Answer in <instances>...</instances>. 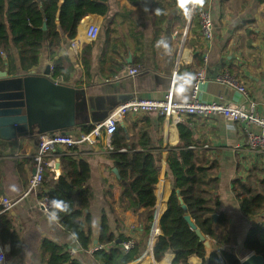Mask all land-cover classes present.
Returning <instances> with one entry per match:
<instances>
[{"label": "crops", "instance_id": "1", "mask_svg": "<svg viewBox=\"0 0 264 264\" xmlns=\"http://www.w3.org/2000/svg\"><path fill=\"white\" fill-rule=\"evenodd\" d=\"M107 4L109 12L106 16L89 15L81 21L80 30L92 23L101 27L96 41L85 43L77 54L70 47L71 42L65 41L60 55L70 59L74 70L68 79L56 80L86 89L93 99L108 102V98L126 97L120 107L141 99L163 101L169 92L173 93L175 101L189 102L192 84L188 78L203 70L207 80L198 93L200 102L243 104V94L217 81L219 76L227 73L247 89L258 113L264 116V3L257 0H203L201 3L200 0L199 6L207 9L213 19L214 35L210 40L203 37L199 18L193 19L194 12L189 8L188 0H145L138 6L127 0H108ZM16 64L17 70L20 69L18 61ZM48 65L53 66V61L46 47L36 67L37 72L42 73ZM132 67H140L141 74L130 77L128 69ZM184 123L193 130L195 140L205 145L217 162L218 212L228 216L227 230L232 243L215 245L211 240L213 247L221 248V262L225 250H233L241 261L249 255L243 251V244L254 222L242 213L233 182L238 179L246 182L254 167H258L259 177L264 179V155L249 151L245 137L248 130L258 132L259 129L227 121L222 115L191 116L184 119ZM88 127L93 126L75 127L66 134L77 137ZM118 127L125 130L127 143L136 146V151L142 150L141 138L147 135L150 138L153 155L160 167L156 211L161 217L167 210L174 185L167 159L170 149L180 142L178 126L156 114H129ZM38 139L35 136L0 141V198L19 199L8 215L24 244L23 258L9 262L46 264L41 244L48 239L69 252L75 250L71 256L82 264H99L93 254L79 247L57 219L39 209L36 195L25 196L34 173L33 157L38 150ZM76 148L77 151L57 149L50 157L54 169L47 175L49 181H54L64 173L63 156L88 162L93 199L87 212L92 220L93 246L97 245L94 241H98L105 215L115 236L123 234L141 246L143 255L132 264H154L153 258L155 264H172L175 253L171 250L160 262L153 255V245L161 230L159 228L154 239L151 232L147 242L146 210L135 213L121 207L124 184L113 172L116 167L106 139L93 146L82 144ZM259 220L264 221V214ZM187 264L204 262L193 255Z\"/></svg>", "mask_w": 264, "mask_h": 264}, {"label": "trees", "instance_id": "2", "mask_svg": "<svg viewBox=\"0 0 264 264\" xmlns=\"http://www.w3.org/2000/svg\"><path fill=\"white\" fill-rule=\"evenodd\" d=\"M107 1L0 0V70L8 67L10 74H14L18 61L21 69L31 71L39 65L42 51L48 47L53 61V78L68 79L74 67L67 56L60 55L63 45L65 41L74 39L83 18L93 14L106 16L109 12ZM127 1L138 6L145 0ZM257 1L264 3V0ZM59 9L61 16L58 22L56 17ZM199 13L200 9H195L194 20L199 18ZM44 23L47 24L45 31L42 29ZM177 126L180 142L170 149L167 159L174 185L167 201V210L159 220L161 234L154 242L153 255L160 262L171 250L175 253L172 264H187L193 255L204 260L205 247L185 220L177 190H180L191 219L205 237L213 240L215 245L231 244L232 238L227 230L228 216L218 212L217 162L212 159L211 151L195 140L193 130L187 124L182 122ZM92 129L88 127L85 133ZM124 131L123 128H117L110 146L111 157L124 184L121 207L135 213L146 210L148 242L155 220L160 167L153 155L148 135L141 138L142 150L136 151V146L127 143ZM62 162L64 173L57 180L49 181L47 173L50 171H46L40 197H49L56 206L59 225L74 237L81 249L89 250L93 247L92 220L87 212L93 199V190L89 186L90 166L84 159L69 155L63 156ZM257 168L251 170L246 182L241 179L234 181L233 191L244 216L254 222L243 244V251L264 257V221H257L264 214V179H260ZM214 214H218L216 225ZM0 240L9 247L7 259L10 262L23 258L22 236L16 231L8 213L0 214ZM118 240H121L120 244ZM129 240L132 239L123 234L115 236L104 215L97 245L105 248L94 252V259L99 264H132L141 258L143 250L135 241L134 248L127 253L122 244ZM143 247L145 250L146 245L143 244ZM41 251L46 264H82L72 258L67 248L48 239L43 240ZM222 256L223 262L215 253L211 254L208 264H240L233 250L223 251Z\"/></svg>", "mask_w": 264, "mask_h": 264}, {"label": "built area", "instance_id": "3", "mask_svg": "<svg viewBox=\"0 0 264 264\" xmlns=\"http://www.w3.org/2000/svg\"><path fill=\"white\" fill-rule=\"evenodd\" d=\"M200 0H191L190 6L192 11L200 9L199 18L202 35L206 40H210L214 35L213 19L210 12L199 6ZM95 15V14H93ZM89 16V15H88ZM100 16V15H96ZM84 19V18H83ZM82 19V20H83ZM81 20V21H82ZM77 27V33L71 41L70 47L77 54L79 49L83 48L85 43L96 41L101 32V27L98 24H89L85 30H80V25ZM264 54V44H263ZM53 71V66H50ZM140 67H132L128 69L130 77H136L141 74ZM189 81L192 84L191 100L189 102H177L173 99V93L169 92L166 99L163 101H155L150 99L135 100L130 103L124 104L115 109L109 118L101 124L93 126V129L88 133H83L77 137L72 135H63L61 133L45 134L39 137L38 150L33 157L34 173L32 174L25 196L34 194L37 195L41 192L45 173L47 170L53 171L54 161L50 158L57 149L70 150L79 147L82 144L96 145L99 140L105 138L108 149H111V138L117 131L118 126L124 121L129 114H149L153 113L157 116L164 117L171 120L172 123L178 125L184 122V119L191 116L207 117L212 115H222L227 121L244 123L247 126H255L259 129L258 132L247 131L246 145L254 154L264 155V116L260 115L257 111L256 105L250 100L247 89L239 84L231 75L224 73L217 78V81L225 84L231 89L238 90L243 94L245 102L243 104H219L211 103L206 104L198 100V93L201 85L207 80L205 72L200 70L189 76ZM19 199L0 198V214L11 211L18 203ZM39 209L51 217L56 218L55 204L44 196L37 200ZM159 220L160 215L156 211L155 220L152 227V239L159 233ZM135 245V240H129L122 244L123 249L128 253ZM105 247L96 245L89 250L93 254L98 250ZM151 254H152V249ZM8 247L3 245L0 241V264H9L7 259ZM75 250H71L70 254L74 255ZM153 262L155 264L154 258Z\"/></svg>", "mask_w": 264, "mask_h": 264}, {"label": "water", "instance_id": "4", "mask_svg": "<svg viewBox=\"0 0 264 264\" xmlns=\"http://www.w3.org/2000/svg\"><path fill=\"white\" fill-rule=\"evenodd\" d=\"M60 16L61 9L56 17L58 22ZM42 29L47 30L46 23ZM125 98L112 97L108 98V102L93 99L86 89L54 79L50 65L42 73H38L36 68L28 72L20 68L13 75L6 67L0 70V141L10 142L56 132L66 135L69 129L75 127L101 124ZM113 172L120 179L118 170L114 169ZM177 195L185 212V220L205 247L204 264H208L213 253L220 258L221 248L215 249L213 242L195 225L181 199L180 190H177ZM213 219L216 225L218 214H214ZM117 243L120 244L121 240ZM94 244H98V241L95 240ZM240 264H264V257L250 253Z\"/></svg>", "mask_w": 264, "mask_h": 264}, {"label": "bare ground", "instance_id": "5", "mask_svg": "<svg viewBox=\"0 0 264 264\" xmlns=\"http://www.w3.org/2000/svg\"><path fill=\"white\" fill-rule=\"evenodd\" d=\"M28 185H29V182H28ZM27 188H28V186H27ZM27 188H26V190H27ZM42 190H43V186H42L41 192L38 194V196L36 195V196H37V199L42 198V197H40V194L42 193ZM25 192H26V191H25ZM45 196H46V195H45ZM43 197H44V196H43ZM47 197H48V196H47ZM1 198H3V197H1ZM5 198H9V197H5ZM14 199H18V198H14ZM0 211H1V208H0ZM9 212H10V211H9ZM9 212H6V213H9ZM1 214H2V213H1ZM0 241H1V240H0ZM1 243H2V242H1ZM2 244H3V243H2ZM3 245H4V244H3ZM5 246H7V245H5ZM7 247H8V246H7ZM93 247H94V246H93ZM93 247H92V248H93ZM89 250H90V249H89ZM89 250H88V251H89ZM70 251H71V250H70ZM8 252H9V249H8ZM7 254H8V253H7ZM7 254H6V255H7ZM93 254H94V253H93ZM8 262H9V260H8ZM9 264H11V263L9 262Z\"/></svg>", "mask_w": 264, "mask_h": 264}, {"label": "clouds", "instance_id": "6", "mask_svg": "<svg viewBox=\"0 0 264 264\" xmlns=\"http://www.w3.org/2000/svg\"><path fill=\"white\" fill-rule=\"evenodd\" d=\"M203 2V0H201V3Z\"/></svg>", "mask_w": 264, "mask_h": 264}]
</instances>
